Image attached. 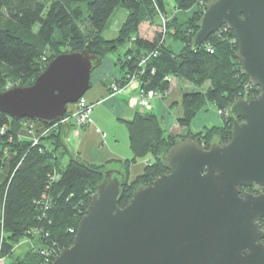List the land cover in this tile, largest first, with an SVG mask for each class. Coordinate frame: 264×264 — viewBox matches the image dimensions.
Instances as JSON below:
<instances>
[{"label": "trees", "instance_id": "16d2710c", "mask_svg": "<svg viewBox=\"0 0 264 264\" xmlns=\"http://www.w3.org/2000/svg\"><path fill=\"white\" fill-rule=\"evenodd\" d=\"M210 0H0V90L29 86L58 54L85 50L100 62L110 52L126 47L117 57L122 86L135 76L141 91L168 92L172 79L202 87L204 91L184 93L182 114L177 125L188 128L199 110L212 104L222 117L221 127L212 126L198 133L175 136L165 134L157 117L148 112L135 113L125 121L130 159L89 164L77 154L80 165L61 141V124L44 126L36 142L21 137L27 119L11 120L0 112V256L3 264H52L64 248H69L77 224L85 213L91 195L102 180V172L116 165L126 175L123 196L118 202L126 207L138 186H147L168 173L161 156L179 138L199 139L208 149L230 139L232 124L225 107L241 97L252 99L259 94L239 72L233 33L221 28L207 37L196 50H189L197 24ZM124 10L125 21L112 40L103 36L110 20ZM170 11V15L168 14ZM167 21L164 37L152 40L139 37L143 22L152 24L158 16ZM173 42H178L179 47ZM142 59H145L140 66ZM32 124V123H31ZM147 159L142 173L129 182L130 168ZM37 237L39 247L18 259L10 251L21 239Z\"/></svg>", "mask_w": 264, "mask_h": 264}, {"label": "water", "instance_id": "95a60500", "mask_svg": "<svg viewBox=\"0 0 264 264\" xmlns=\"http://www.w3.org/2000/svg\"><path fill=\"white\" fill-rule=\"evenodd\" d=\"M204 6L189 50L225 26L236 39L239 72L259 94L225 107L228 142L214 140L206 149L192 137L175 141L160 159L168 173L138 186L124 208L118 202L126 175L116 165L103 170L72 245L52 264H264V234L257 230L264 219V0ZM99 67L85 50L58 54L32 85L0 90V112L13 121L60 123L68 153L86 166L67 141L73 123L64 115L91 88Z\"/></svg>", "mask_w": 264, "mask_h": 264}, {"label": "crops", "instance_id": "0c3cea01", "mask_svg": "<svg viewBox=\"0 0 264 264\" xmlns=\"http://www.w3.org/2000/svg\"><path fill=\"white\" fill-rule=\"evenodd\" d=\"M123 12L124 16H121L124 20L127 14L125 11ZM117 16L120 15L117 14ZM113 35L114 32L111 31L108 37H104L108 40L112 39ZM145 39L151 40L150 38ZM112 54L115 55V53H109L108 56L102 59L100 67L91 74V88L84 95L92 109L89 117L90 124L79 129L72 126L67 137L72 151L78 154L86 163L103 165L107 161H124V159L132 157V152L128 151V148L126 150L124 148V151L119 149L120 141L117 139L118 137H114L117 134L114 132V128L118 127V129H121V133L127 134L125 121L132 120L135 113L148 112L157 117L166 135L172 133L185 136L189 132L198 133L212 126L221 127L222 117L217 114L211 104L198 111L188 128L177 125V120L182 114L181 100L184 93L197 91L187 81L172 79L170 82L171 87L166 92V96L151 100L149 110L139 106L142 91L136 80L127 83L121 93L113 94L112 85H115L114 82L120 79L122 75L117 66V56H112ZM112 132L114 135L113 141H108L107 135ZM26 136L29 135L26 134ZM146 162L147 159L139 161L130 168L131 179L142 173L141 171Z\"/></svg>", "mask_w": 264, "mask_h": 264}, {"label": "rangeland", "instance_id": "374dc122", "mask_svg": "<svg viewBox=\"0 0 264 264\" xmlns=\"http://www.w3.org/2000/svg\"><path fill=\"white\" fill-rule=\"evenodd\" d=\"M43 1H47V0H43ZM169 1H171V0H169ZM123 11L124 10H118V12L112 17V19L110 20V23H109L107 29L103 33V36L108 37V34H110L111 31H112V32H114V35H113L112 39H114L116 37V35H117V30L116 29L119 28L120 25L125 21V19L124 20L122 19L123 16H124L122 14V13H124ZM169 13H170V11H168V14ZM117 14L120 15V16L118 17ZM121 15H123V16H121ZM169 15L167 17H164L163 15L158 16V19L159 20H157L156 22H154L152 24H149L147 22L141 23L140 26H139V28H138V30H139V37L141 36L143 38H150L152 40V38L156 34L159 35L160 33H161V36L164 37V35L167 32V29H166L167 21L171 19L169 17ZM116 16H117V18H116ZM118 24H120V25H119V27L116 28V26ZM112 39H108V40H112ZM173 43L177 47L180 46V44L178 42H173ZM125 49H126V47H120L117 51L110 52V53H115V55L112 54V56H115V57L117 56L118 57L121 54H123V52L125 51ZM208 85H209V83L203 85L202 87H198V88L195 87V89L196 90H200V91H204L206 88H208ZM161 94L164 95V97L166 96L165 95L166 92L165 93H161ZM209 104H207L204 108H206L207 106H209ZM216 112H217V114L220 115V113L217 110H216ZM65 115H66V113H65ZM114 129H115L114 132L117 133L116 136L113 135V132L112 133H108L107 140L108 141H113V136L114 137H118L117 139L120 141L119 142V149H121V151H124V148H125V150L128 148V151H130L129 150L128 134H125L123 132L121 133V129H118V127L117 128H114ZM43 133H44V131L42 130V128L40 126L35 125L33 122H27V123L25 122L23 124V127L21 128V131H20L19 134H21V137H23V138L26 137V138H29L30 140H32L33 142H36V140L38 139V137L40 135H42ZM26 134H28L30 137L29 136H26ZM174 135L175 136H178L176 134H174ZM5 175H6V172L5 171L0 172V183H1L2 180L5 179ZM37 240H38L37 237L21 239L18 242V244L15 245V246H13V248L11 249L10 255H9V256H11L10 259H12V260L18 259L21 256H23L24 253L30 251V249L35 248V247L36 248L39 247V243L37 242ZM0 259H1L0 260V264H3L4 259L1 256H0Z\"/></svg>", "mask_w": 264, "mask_h": 264}, {"label": "built area", "instance_id": "2783aa9c", "mask_svg": "<svg viewBox=\"0 0 264 264\" xmlns=\"http://www.w3.org/2000/svg\"><path fill=\"white\" fill-rule=\"evenodd\" d=\"M144 60L145 59H142V61L140 62V66L143 64ZM133 80H135V76L128 77L127 83L132 82ZM127 83H125L121 87L116 84L112 85L111 90L113 94L121 93V91L123 90V88H125ZM154 98H164V95L152 90L145 92L143 91L142 97L139 99V106L142 107L143 109L149 110L151 108L150 101L153 100ZM243 98H247V97H243ZM91 112H92L91 105L88 104L86 98H84L83 96L78 100L77 103L70 104L67 106V112L64 117L65 120L69 119L70 121H72L74 127L79 129L86 127L90 124L89 117Z\"/></svg>", "mask_w": 264, "mask_h": 264}, {"label": "flooded vegetation", "instance_id": "af4514ba", "mask_svg": "<svg viewBox=\"0 0 264 264\" xmlns=\"http://www.w3.org/2000/svg\"><path fill=\"white\" fill-rule=\"evenodd\" d=\"M246 192L252 194L253 196H257V195H259L261 193L260 191L254 190V189H250V188L244 189V188H241V193H246ZM257 230L259 232H262L264 234V219L263 218H260L258 220V228H257ZM260 241H261V243L264 244V236L261 238Z\"/></svg>", "mask_w": 264, "mask_h": 264}]
</instances>
